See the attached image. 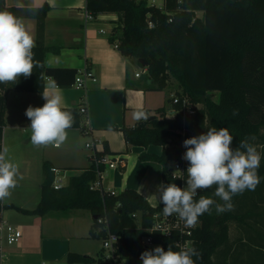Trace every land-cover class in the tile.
<instances>
[{"label":"trees","instance_id":"obj_1","mask_svg":"<svg viewBox=\"0 0 264 264\" xmlns=\"http://www.w3.org/2000/svg\"><path fill=\"white\" fill-rule=\"evenodd\" d=\"M86 8L95 16L102 12L116 13L121 34L112 37L111 42L118 43L123 55L147 69L155 88L163 89L170 78H175L181 86L177 94L196 107L185 121L182 112L168 116L170 110L166 107L156 109L154 114L144 109L148 119L121 128L128 144L162 147L161 153L145 151L140 159L162 165L164 184L181 187L183 177L173 172V162L182 160L186 151L183 141L210 127L227 128L234 138L233 148L246 137H255L249 142L264 157V0H164L162 7L148 0H87ZM48 9L46 4L9 6L6 0H0V12L37 20L33 52L38 62L27 79L21 76L15 84L0 83V149L10 91L43 93L46 77H51L59 87H69L78 73L76 68L45 63L49 50L45 43ZM216 91L218 100L212 97ZM175 107L180 109L181 103ZM62 109L72 113V127L85 133L87 126L82 123L85 116L80 110ZM234 110L238 114L233 115ZM110 153L116 154L107 143L99 152ZM51 167V163L44 162L42 195L37 207L21 210L44 216L54 210L85 209L92 213L95 223L104 217L109 231L120 237L116 249L120 261L127 256L142 263L139 257L143 251L156 246L165 250L171 246L179 251L177 242L189 239L190 245L201 253L197 264H264V158L258 170L261 178L258 186L234 196L233 210L217 214L213 207L211 214L200 216L189 236L178 230L169 236L154 230V216L163 214L162 205L152 206L134 188L119 193L91 189L96 179L93 163L80 174L72 175L61 189L54 188ZM213 193L214 188L199 194L222 204ZM4 207L0 201V213ZM146 237L151 238L152 246L143 243ZM66 259L67 264L93 261V257L77 252H70Z\"/></svg>","mask_w":264,"mask_h":264},{"label":"crops","instance_id":"obj_2","mask_svg":"<svg viewBox=\"0 0 264 264\" xmlns=\"http://www.w3.org/2000/svg\"><path fill=\"white\" fill-rule=\"evenodd\" d=\"M87 0H6L9 6H49L46 17L45 43L49 47L45 63L48 66L72 67L79 71L89 68L97 80L87 89L69 87H51L53 79L46 77L45 91L62 98V108H80L87 106L88 113L83 124L91 129L90 134L80 128L66 130L67 137L58 147L53 143L39 146L38 151L26 149L31 143L30 120L25 116L29 105L42 107L45 103L43 93L30 91H10L8 93L3 130L2 148H8L9 159L19 166H41L49 162L63 170L66 185L72 175H78L92 164L89 154L77 151L78 144L91 138L96 140L98 150H104L107 143L111 154L120 156L124 163L117 168L107 169L104 187L119 193L127 188H134L141 193L152 206H157V185L163 183L162 165L157 161L141 160L140 155L147 152L161 153V146H143L128 144L124 138L123 126H134V112L144 109L152 114L160 107L171 110L172 103L156 107L155 99L149 97V88L155 87L147 76V69L140 66L134 58L121 53L111 42L112 37L121 34L118 15L113 12L99 13L95 20L85 25L84 11ZM26 30L37 42V20L33 17H17ZM104 30V32H102ZM137 72H142L136 76ZM88 161L87 165L68 176L70 164ZM65 166V167H64ZM22 172V171H21ZM20 172V173H21ZM10 206L18 211L14 219L15 226L22 232V238L15 244L0 243V264H52L63 263L72 252V236L81 230L88 238L95 233L94 217L89 210L59 212L40 215L21 212V209L33 210L21 202L9 201ZM40 202V201H39ZM85 210L86 212H83ZM9 211V210H8ZM67 213V214H66ZM70 214V215H69ZM5 209L0 213V220H5ZM72 216V218H70ZM6 221V220H5ZM93 221V222H92Z\"/></svg>","mask_w":264,"mask_h":264},{"label":"clouds","instance_id":"obj_3","mask_svg":"<svg viewBox=\"0 0 264 264\" xmlns=\"http://www.w3.org/2000/svg\"><path fill=\"white\" fill-rule=\"evenodd\" d=\"M34 37L26 30L20 19L10 12H0V83L18 82L33 73L38 62L34 60ZM51 87H56L54 82ZM45 103L42 107L29 105L25 116L30 120L31 143L34 146L62 144L66 130L72 127L74 117L70 111L61 107L59 95L43 92ZM237 110L233 111L236 115ZM134 119H148L143 111L134 112ZM233 136L227 128L210 127L199 136L183 141L186 149L182 159L188 162L186 186L175 183L157 185L158 199L163 214L177 215L187 227L194 228L199 217L211 214L213 207L217 214L234 209L233 197L242 195L246 190H254L261 182L258 170L262 155L249 142L255 137H246L235 148ZM23 179L19 166L8 157V148L0 149V201L10 197ZM214 188L213 195L223 203H217L212 197L200 195ZM199 197L196 199V197ZM195 257V259H194ZM142 264H197L201 253L192 245L174 251L171 246L165 250L156 246L140 254Z\"/></svg>","mask_w":264,"mask_h":264},{"label":"built area","instance_id":"obj_4","mask_svg":"<svg viewBox=\"0 0 264 264\" xmlns=\"http://www.w3.org/2000/svg\"><path fill=\"white\" fill-rule=\"evenodd\" d=\"M148 1L158 7H162L164 4V0L158 4L156 3V0H148ZM95 17L96 16L91 11L85 8L84 19L86 26L90 22L94 21ZM102 32H104V30H102ZM115 46L118 47V43H116ZM141 74L142 72H137L136 76H140ZM96 80L97 78L94 72L86 67L82 71H79L77 73L73 85L76 86L77 88L87 89L90 83L95 82ZM171 97H172V108L168 113V116L175 117L179 112H182L185 121L188 116L195 113L196 107L190 104L187 98H183L182 100L178 94H172ZM179 103H181V108L177 109L175 107V104H179ZM80 110L82 113L85 114L88 113V108L85 105L82 106ZM85 133L90 134L91 129L87 127ZM85 146L86 148L91 150L90 159L92 160V163L94 164L96 169V179L91 183L90 187L93 190L104 191L106 190L104 187V181L106 178L107 169L119 167V165H122L124 163V159L121 158L120 156H115L111 154H99L100 150H98L96 140L93 138L87 141L85 143ZM188 166H189L188 162L183 159L180 161L173 162V172L176 175L183 177L181 187L186 186V182H185L187 177L186 170ZM51 170L52 172H54L55 175L54 183H53L54 188L61 189L63 186L66 185L67 182L66 173L60 168L55 166H52ZM154 217H155V221H154L153 229L159 231L161 234L165 236L171 235V233L174 230H178L180 231V233L186 234L188 236L192 234V228L187 227L185 222L181 220L177 215L166 216L164 214H155ZM98 223L106 224V219L104 217H101L98 219ZM22 235L23 232L19 227L5 220H0V243L5 241L10 245L15 244L22 238ZM119 241H120L119 235L112 232H110L108 236L105 237L104 239V246L113 252V256H114L113 264L118 263L116 249L119 244ZM143 243L145 245H150V246L153 245L151 238L149 237L144 238ZM191 243L192 241L189 239L186 240L185 242L182 241L177 242L180 248L190 245Z\"/></svg>","mask_w":264,"mask_h":264},{"label":"rangeland","instance_id":"obj_5","mask_svg":"<svg viewBox=\"0 0 264 264\" xmlns=\"http://www.w3.org/2000/svg\"><path fill=\"white\" fill-rule=\"evenodd\" d=\"M163 0H156V3H160ZM201 15V12L198 13ZM179 91H181V86L179 82L175 78H170L168 85L163 89H157L155 87L149 88V97L153 100L155 99L156 107L169 105L170 101L172 99V94H177ZM212 97L214 100H218L219 93L213 92ZM37 146H34L32 143L26 144V149H30L33 152L38 151ZM77 151H80L85 154L90 153V149L86 148L84 139L78 144ZM39 152V151H38ZM88 161H81L79 164H70V166H67L69 168H65L68 171V176L72 173H75V171L79 168H83L87 165ZM43 164H40L36 166V164L33 162V165L27 164L22 167L20 170V175L23 177V179H18L17 186L12 190V194L10 197L3 200V203L5 204V211L7 212V215L5 216V220L13 225H15L14 219L18 216V211H15V209H12L10 206L9 201H13L15 203L17 202H23L27 203V205H30L31 207H34L38 205L39 201L41 200L42 195V183L44 181V170H43ZM65 167V166H64ZM35 207V208H36ZM34 208V209H35ZM9 210V211H8ZM60 212V210H54L51 211L50 214H55ZM73 215H75L77 212L74 210ZM23 212V211H21ZM61 212H69L68 211H61ZM83 212H86L83 210ZM27 213V212H25ZM30 214H36V213H30ZM49 214V213H48ZM67 214V213H66ZM40 216L39 214H37ZM70 215V214H69ZM72 218V216L70 217ZM93 222V221H92ZM94 226H97L95 233L97 235H94L93 233L90 234L88 238H82L83 232L81 230L78 231L77 236H72V252L81 253L84 255H88L93 257V261L89 264H113V252L106 248L104 246V239L108 236L110 233L108 226L106 224H100V223H92ZM236 233V229L233 227L232 234ZM124 256V255H123ZM51 264V263H50ZM52 264H67V259L63 263L60 262H53ZM74 264H83V263H74ZM117 264H142L137 260L129 259L127 256L124 258L121 257V261L118 257V263Z\"/></svg>","mask_w":264,"mask_h":264},{"label":"water","instance_id":"obj_6","mask_svg":"<svg viewBox=\"0 0 264 264\" xmlns=\"http://www.w3.org/2000/svg\"><path fill=\"white\" fill-rule=\"evenodd\" d=\"M140 62L143 64V66H147V62L143 59H140ZM154 116H149V119H153Z\"/></svg>","mask_w":264,"mask_h":264}]
</instances>
